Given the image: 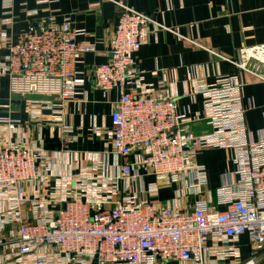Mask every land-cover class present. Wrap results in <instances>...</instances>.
<instances>
[{"label": "built area", "instance_id": "2783aa9c", "mask_svg": "<svg viewBox=\"0 0 264 264\" xmlns=\"http://www.w3.org/2000/svg\"><path fill=\"white\" fill-rule=\"evenodd\" d=\"M117 4L108 58L86 70L77 65L96 45L77 40L83 31L72 28L68 15L30 27L15 43L0 29L6 51L0 75L11 95L42 97L38 102L58 113L66 102L87 101L89 81L102 97L118 91L109 129L115 161L106 172L99 165L62 172L37 141L10 139L17 121L1 119L9 136L0 133V264H216L239 257L229 244L243 235L251 258L239 264H257L264 253V136L254 140L247 129L240 76L196 81L200 118L210 132L193 133L197 117L177 112L171 97L152 94L134 62L140 47L168 28ZM238 57L241 71L264 80V45L241 49ZM213 148L233 152V171L210 190L196 155ZM160 184L176 187L169 200L152 202Z\"/></svg>", "mask_w": 264, "mask_h": 264}, {"label": "crops", "instance_id": "0c3cea01", "mask_svg": "<svg viewBox=\"0 0 264 264\" xmlns=\"http://www.w3.org/2000/svg\"><path fill=\"white\" fill-rule=\"evenodd\" d=\"M6 1L11 3L8 13ZM121 2L149 14L152 24L168 28L140 47L134 62L142 71L140 80L152 94L171 97L177 112L197 117L191 125L193 133L210 132L200 118L202 99L196 93V81L215 84L220 77L236 75L242 82L247 129L254 140L264 136V80L236 65L241 49L264 45V0H0V29L9 43H15L30 27L48 18L58 23L68 15L72 28L83 31L77 40L96 45V51L85 54L77 65V70H86L107 60V43L121 12L117 3ZM94 3L98 6L90 7ZM5 54L0 50V59ZM84 89L87 101L66 102L57 113L54 107L38 102L42 97L11 95L7 77L0 75V121L16 120L10 139L37 141L52 152L62 172L74 173L88 165H99V171L106 172L115 161L109 129L118 91L102 97L90 81ZM67 126L71 133L64 132ZM0 133L5 139L9 136L4 125H0ZM232 158L228 149L197 153V162L206 166L210 190L220 184L223 174L233 171ZM51 181L48 176L43 182L41 197ZM175 187L160 184L158 193L149 199L163 203L172 197ZM229 245L238 249L239 257L216 264H239L251 258V244L245 235ZM258 259L257 264H264L263 252Z\"/></svg>", "mask_w": 264, "mask_h": 264}, {"label": "rangeland", "instance_id": "374dc122", "mask_svg": "<svg viewBox=\"0 0 264 264\" xmlns=\"http://www.w3.org/2000/svg\"><path fill=\"white\" fill-rule=\"evenodd\" d=\"M20 96V95H19Z\"/></svg>", "mask_w": 264, "mask_h": 264}]
</instances>
